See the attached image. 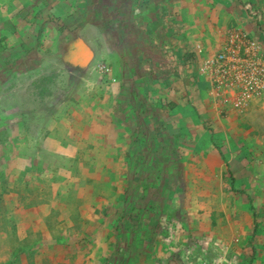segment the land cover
Wrapping results in <instances>:
<instances>
[{
	"label": "crops",
	"instance_id": "crops-1",
	"mask_svg": "<svg viewBox=\"0 0 264 264\" xmlns=\"http://www.w3.org/2000/svg\"><path fill=\"white\" fill-rule=\"evenodd\" d=\"M233 28L264 41V0H0V264H175L168 244L197 241L200 229L179 221L189 230L173 241L169 219H182L187 203L156 177L161 157L178 176L185 167L236 183L246 172L240 193L253 191L244 200L256 209L263 100L230 135H209L221 119L191 88L199 73L190 54L220 49ZM138 151H154L156 178L144 192L133 185ZM151 200L166 222L150 213ZM254 211L243 213L253 223ZM231 212H243L239 201Z\"/></svg>",
	"mask_w": 264,
	"mask_h": 264
},
{
	"label": "rangeland",
	"instance_id": "rangeland-1",
	"mask_svg": "<svg viewBox=\"0 0 264 264\" xmlns=\"http://www.w3.org/2000/svg\"><path fill=\"white\" fill-rule=\"evenodd\" d=\"M177 8L179 9L178 6ZM65 17L71 22V18L74 16L72 17V14L70 13ZM188 31L191 35L190 39L194 41L195 34H191L190 30ZM232 31L237 33L240 32L241 29L233 28L230 31H227L225 33V39L222 40L224 41L222 42L223 46L221 45L222 47H220V49L214 51V48H209L212 49L210 51L203 47H196V53L190 54L195 55L194 61H196L195 65H197L199 73L198 75H194V78L191 81L193 83L191 88L195 92L198 91L197 95L206 93L208 100H206L205 106L209 107L212 113H216L215 115L219 117L222 122L221 125H215L213 129L207 131V133L212 132V135L214 134V131L218 130H224L227 135H230L231 131L236 128L237 122H240L242 116L247 112L244 111V109H236L235 112L232 111V102L226 103L224 101L223 96L225 95V91L221 82H218L217 64L219 63L217 62V58L219 54L226 51L227 47L232 46L231 39L229 38V33ZM241 41L244 42L241 38L240 41L235 42V44H241ZM197 70L195 71L197 72ZM188 132L189 131H187V133ZM175 143H177V141ZM155 150L157 152V149ZM158 152H160L159 149ZM153 153L152 151H146L145 154H143L141 151H138L137 155L135 154V161L138 162L137 166L142 170L140 176L137 175V180L133 183V185H136L138 188L137 190L143 187L142 190L144 192L145 188H149L148 183L152 181L153 177H155V172L151 169L150 164ZM185 163L182 158V160L178 161V166L182 167ZM171 168L172 167L167 165L166 160L161 157L156 177L164 175V181L166 179H171V182L173 183L172 185L179 190H177L178 192L176 191V195L174 194L172 199L176 200L175 202H177V205L179 202L184 204V206L186 205L184 202L187 203V207L184 210L185 216L182 219L177 217V215H174L169 219L171 221L174 220L175 222L173 241L175 236L178 235L177 233L179 231H177V229L188 231L189 228L185 227H192L194 233L198 232V228L200 229V239L197 241L194 240L195 236L192 235L185 243H181L180 246L178 245L180 240L174 241L173 245L167 243L169 247L174 249L172 254L175 253V256L172 260H174L175 264H245L246 262L244 261H247L249 254H254V252L255 264L257 257L261 258L260 264H264L262 257L258 255L259 252L264 253V199L261 197L262 200L257 201L256 209L252 208L251 202L244 200L248 194H253V191L250 193H240L241 190H249L248 184L245 180L246 172H244V176L241 175V178L239 177L235 183V179L233 180L230 175L227 178L225 173L216 175L209 174V177L203 176L207 174L199 175V173L195 176H187L184 173V167L181 172V175L183 176H178L171 172ZM125 174H127V171ZM133 185L130 184V190H133ZM160 185L163 186L162 183H160ZM234 188L238 190L239 193ZM212 194L221 196L215 198L214 196H211ZM238 201L239 209L240 211H243L242 213L240 212V214L231 212L232 207L236 206ZM146 205L149 206L150 213L156 218H158L156 212L160 210V217H162V221L166 222L168 219V213L163 210L165 207L153 204L152 200L147 202ZM252 210H255L254 216L255 218H258L256 219L258 222L253 223V214L247 216L243 214L245 211L250 212ZM145 214L149 215L147 213ZM146 215H143V217ZM179 221H181V223L184 221L186 226L184 227ZM247 224L259 230L260 233L254 234L252 230L250 231V229H248L249 226ZM219 226L221 229H219ZM247 233L251 234V236L247 243H245L244 239L246 238ZM138 237L137 234L136 239H138ZM236 254L239 255V258H237V256L235 257ZM130 264H132V262Z\"/></svg>",
	"mask_w": 264,
	"mask_h": 264
},
{
	"label": "built area",
	"instance_id": "built-area-1",
	"mask_svg": "<svg viewBox=\"0 0 264 264\" xmlns=\"http://www.w3.org/2000/svg\"><path fill=\"white\" fill-rule=\"evenodd\" d=\"M242 36L233 35L231 43L236 47H227L226 51L219 54L217 58L218 82H221L223 89L225 91H233L237 88L241 90L240 96L237 94V106H245L252 95L259 97L264 90V59L259 55L261 47L258 42L248 40L235 44ZM243 48L244 53L242 54Z\"/></svg>",
	"mask_w": 264,
	"mask_h": 264
},
{
	"label": "clouds",
	"instance_id": "clouds-1",
	"mask_svg": "<svg viewBox=\"0 0 264 264\" xmlns=\"http://www.w3.org/2000/svg\"><path fill=\"white\" fill-rule=\"evenodd\" d=\"M248 7H250L249 10H248ZM246 9H247L248 14L251 15L252 17H254V18H259L260 17V15L256 11V9L254 7L252 8L251 5H246ZM252 12H254V14ZM235 34H239L241 36L243 35L244 36V37L242 36L243 40H248L249 42H253V41L258 42L259 44L258 43L257 44L260 45V47H261L260 48L261 51L259 52V55L262 57V59H264V41L263 40H260L258 38H251L250 37L251 35L248 32H244V31H240V32H237V33L232 31L231 33H229V38L231 39L232 36L235 35ZM232 46H235V45H232ZM243 53H244V48L242 49V54ZM262 92H263V94L261 96H259V97H256V96L252 95V98L250 100H248V102H247V104L245 106H237L236 105V99L238 98V95L241 93V90L238 89V88L237 89H233V91L226 90L224 92L225 95L223 96V98H224V101L226 103H231L232 102V105H233V110L232 111L233 112H235L236 109H242V110L244 109V111H247L249 109L250 105L252 103H254L256 100H258V99H262L263 103H264V90Z\"/></svg>",
	"mask_w": 264,
	"mask_h": 264
}]
</instances>
